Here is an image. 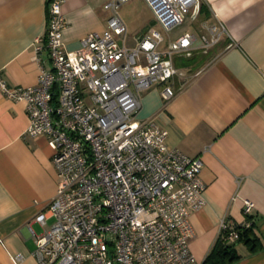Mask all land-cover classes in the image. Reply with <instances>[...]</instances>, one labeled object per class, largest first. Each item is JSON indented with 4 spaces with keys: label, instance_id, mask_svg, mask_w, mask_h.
I'll return each mask as SVG.
<instances>
[{
    "label": "built area",
    "instance_id": "1",
    "mask_svg": "<svg viewBox=\"0 0 264 264\" xmlns=\"http://www.w3.org/2000/svg\"><path fill=\"white\" fill-rule=\"evenodd\" d=\"M128 0H106V26L65 49L64 0H49L47 27L34 43L37 82L0 91L25 104L31 138L45 137L58 183L47 209L34 221L48 230L37 236L39 264H201L189 248L190 214L205 204L202 160L167 143L153 116L139 117L144 91L159 86L163 103L187 77L173 55L207 51L231 37L217 17L200 21L165 48L162 33L148 28L128 46L119 9ZM165 31L197 19L200 0H145ZM199 41L200 45H195ZM254 203L243 200L248 215ZM237 225L220 220L223 243L239 237ZM21 255L13 261L19 264Z\"/></svg>",
    "mask_w": 264,
    "mask_h": 264
},
{
    "label": "crops",
    "instance_id": "2",
    "mask_svg": "<svg viewBox=\"0 0 264 264\" xmlns=\"http://www.w3.org/2000/svg\"><path fill=\"white\" fill-rule=\"evenodd\" d=\"M105 2L64 0L65 49H78L85 34L105 28ZM200 2L210 17L225 23L231 37L207 51L174 54L175 66L186 69L184 84L177 82L176 94L166 104L159 86L144 91L139 117L153 116L167 130L170 146L202 160L205 204L189 216L188 243L196 260L203 264L225 218L248 223L261 240L255 250L236 242L240 257L229 264H264V0ZM204 19L188 17L189 27L173 34L180 25L165 31L155 21L159 29L149 28L162 33L165 48L184 32L199 31ZM126 25L130 46L148 29L146 22ZM46 27L47 0H0V75L10 86L37 82L34 43ZM27 126L25 104L0 91V264H15L18 254L19 264H39L34 255L37 236L54 221L49 217L43 226L34 221L53 198L58 176L46 138L27 136ZM244 199L254 203L248 215L242 210Z\"/></svg>",
    "mask_w": 264,
    "mask_h": 264
},
{
    "label": "trees",
    "instance_id": "3",
    "mask_svg": "<svg viewBox=\"0 0 264 264\" xmlns=\"http://www.w3.org/2000/svg\"><path fill=\"white\" fill-rule=\"evenodd\" d=\"M48 2L49 0H47V4ZM199 15L204 18L210 17L209 9L204 2H201L200 4ZM238 231L239 237L236 242H243L248 245L250 250H255L261 247V240L253 231L251 225L239 227ZM235 243L226 245L223 243L221 237H219L203 264H229L230 262L238 259L240 255L235 249Z\"/></svg>",
    "mask_w": 264,
    "mask_h": 264
},
{
    "label": "rangeland",
    "instance_id": "4",
    "mask_svg": "<svg viewBox=\"0 0 264 264\" xmlns=\"http://www.w3.org/2000/svg\"><path fill=\"white\" fill-rule=\"evenodd\" d=\"M119 14L123 21L127 24L130 23L136 27L139 24L146 22V28L152 27L153 25V27L155 26L159 29L157 24H155V15L153 10L149 7L145 0H128L126 3L121 5ZM188 27L189 21L186 19L182 25L172 31V34L181 32ZM126 44L128 46L131 45L129 40L126 41Z\"/></svg>",
    "mask_w": 264,
    "mask_h": 264
}]
</instances>
